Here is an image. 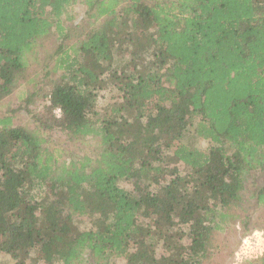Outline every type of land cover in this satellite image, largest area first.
<instances>
[{"label": "trees", "instance_id": "1", "mask_svg": "<svg viewBox=\"0 0 264 264\" xmlns=\"http://www.w3.org/2000/svg\"><path fill=\"white\" fill-rule=\"evenodd\" d=\"M256 229L264 0H0V264H218Z\"/></svg>", "mask_w": 264, "mask_h": 264}, {"label": "rangeland", "instance_id": "2", "mask_svg": "<svg viewBox=\"0 0 264 264\" xmlns=\"http://www.w3.org/2000/svg\"><path fill=\"white\" fill-rule=\"evenodd\" d=\"M22 90H23V87L19 88L14 95H12L9 99H7V102H6V104L4 106L10 105L11 107H15L18 104V95H19V93ZM43 102H46V101H43ZM41 104H42V102H40L38 104V106H40ZM23 121L26 122V123H28V122L30 123V119H29L28 116H25V115H22L21 116L20 115L18 117V119H17V124H22ZM58 138H61V139H59L58 142H63L64 141V139H63V137H61V135H59ZM77 146L78 145H76V144H75V146H70L69 147L70 151L73 152V153L80 152V150H78L79 148ZM251 237H254L253 240L257 241L259 243V245H260L262 243V241L264 242V231L259 230V229H256L254 231H251V232L247 233V235H245L240 240L239 244L234 249L233 254L231 255V257L229 256V254L227 253V251L222 250L218 255H215L214 256V261L216 263H218V264H232V263H235V262H237V263L239 262L241 264H246V261L250 260V258L249 257L246 258V256H245L244 258L241 259V257H238V254L240 256H242L241 255V247L243 246V248H242L243 250L242 251H245V245H246V243H244V240H246V239L249 240V239H251ZM254 248H256V246H254ZM263 249H264V247H263ZM222 252H225L226 253V258H225V262L224 263H220L219 261L215 260V257L216 256L217 257H220ZM251 253L253 255V254H255V251H253ZM251 259H255V258H251Z\"/></svg>", "mask_w": 264, "mask_h": 264}, {"label": "built area", "instance_id": "3", "mask_svg": "<svg viewBox=\"0 0 264 264\" xmlns=\"http://www.w3.org/2000/svg\"><path fill=\"white\" fill-rule=\"evenodd\" d=\"M253 238L254 237H251V239H246V240H244V243H246V245H245V251H242L243 249V246L241 247V255L242 256H240L239 254H238V257H241V259L242 258H244L245 256H246V258H257L258 256H260L262 253H263V241H262V243L259 245V243L257 242V241H255V240H253ZM262 238V237H261ZM248 242V243H247ZM254 246H256V248H254ZM253 251H255V254H253L252 255V253L251 252H253ZM250 253V254H249Z\"/></svg>", "mask_w": 264, "mask_h": 264}, {"label": "bare ground", "instance_id": "4", "mask_svg": "<svg viewBox=\"0 0 264 264\" xmlns=\"http://www.w3.org/2000/svg\"><path fill=\"white\" fill-rule=\"evenodd\" d=\"M225 258H226V253L222 252L220 257H217V256L215 257V260L219 261L220 263H224L225 262ZM232 264H241V263L235 262V263H232Z\"/></svg>", "mask_w": 264, "mask_h": 264}, {"label": "crops", "instance_id": "5", "mask_svg": "<svg viewBox=\"0 0 264 264\" xmlns=\"http://www.w3.org/2000/svg\"><path fill=\"white\" fill-rule=\"evenodd\" d=\"M263 245H264V243H263ZM264 247V246H263Z\"/></svg>", "mask_w": 264, "mask_h": 264}]
</instances>
